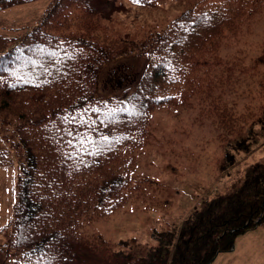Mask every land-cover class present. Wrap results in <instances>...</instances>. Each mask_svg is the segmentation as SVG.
<instances>
[{"label": "trees", "instance_id": "trees-1", "mask_svg": "<svg viewBox=\"0 0 264 264\" xmlns=\"http://www.w3.org/2000/svg\"><path fill=\"white\" fill-rule=\"evenodd\" d=\"M33 1L0 0V10ZM117 1L52 0L34 26L0 34V166L17 165L0 264H212L238 235L264 225V164L255 163L229 190L209 191L175 231L155 233L158 244L143 255L83 233L85 223L156 189L138 174L156 110H211L221 138L234 141L232 165L235 151H252L255 124L264 129L261 101L259 112L238 107L246 90L260 96L264 88V42L248 59L233 41L264 0H186L178 17L138 40L108 28ZM103 74L114 91H103Z\"/></svg>", "mask_w": 264, "mask_h": 264}, {"label": "rangeland", "instance_id": "rangeland-1", "mask_svg": "<svg viewBox=\"0 0 264 264\" xmlns=\"http://www.w3.org/2000/svg\"><path fill=\"white\" fill-rule=\"evenodd\" d=\"M51 2L37 0L0 10V34L12 37L17 34L15 28L34 26ZM117 2L120 9L107 22L108 28L116 36L128 34L134 40L142 38L149 28L169 23L190 4L186 0H159L157 6L143 7L135 0ZM246 28L233 41L249 59L258 56L263 46L264 12ZM129 62L137 70L143 66L141 60ZM259 69L262 71L264 65ZM112 81L107 74L102 75L105 93L114 91L109 87ZM261 81L264 83L263 77ZM261 88L260 96L246 90L239 98L238 107L259 112L256 105L261 101L264 112V88ZM211 114V110L197 104L190 107L173 104L156 110L152 116L153 134L140 150L138 167V174L152 180L156 189L133 196L110 217L85 223L83 233L101 237L116 251L143 255L158 244L155 233L175 231L188 216L202 210L209 191L225 192L253 164H264L261 122L255 124L257 134L252 151H235L236 163L232 165L226 157L228 144L234 141L221 138ZM258 117L249 120L245 133ZM16 173V164L0 166V228L12 219ZM212 264H264V225L238 235L234 249L220 254Z\"/></svg>", "mask_w": 264, "mask_h": 264}, {"label": "snow or ice", "instance_id": "snow-or-ice-1", "mask_svg": "<svg viewBox=\"0 0 264 264\" xmlns=\"http://www.w3.org/2000/svg\"><path fill=\"white\" fill-rule=\"evenodd\" d=\"M135 2H139V0H135Z\"/></svg>", "mask_w": 264, "mask_h": 264}]
</instances>
